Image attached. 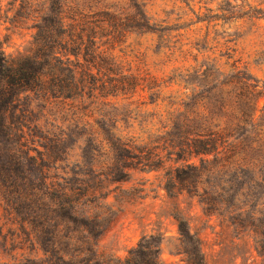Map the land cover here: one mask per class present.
Wrapping results in <instances>:
<instances>
[{
	"label": "rangeland",
	"instance_id": "374dc122",
	"mask_svg": "<svg viewBox=\"0 0 264 264\" xmlns=\"http://www.w3.org/2000/svg\"><path fill=\"white\" fill-rule=\"evenodd\" d=\"M60 8L68 19L82 10L103 14L89 32L93 49L110 48V52L125 58V63L120 67L110 55L101 53L93 57V71L130 73L131 64L136 71L131 74L147 73L152 78L144 89L138 86L142 101L138 111L132 104L128 108L130 99L121 106L135 122L144 121L145 136L151 144L159 137L156 133H161L156 130L163 128H168V144L188 132H198L202 126L215 129L225 118L221 104L229 98L226 90L232 91V84L222 83L231 68H235L237 80L253 88V93L236 102L243 106L255 100V116L263 113L264 0H0L1 48L9 55L32 51L37 27L53 23L52 18L44 20L42 14L52 17ZM39 101L32 103L38 105ZM207 106L212 108L209 112ZM90 108L92 115L86 128L79 129L78 144L67 141V160H57L50 171L65 175L75 169L76 183L69 179L66 184L79 185L80 193L85 186L93 190L96 183L103 190L117 186L106 198L113 209L108 215L103 203L80 204L94 228L103 226L93 249L105 264L126 258L142 235L151 233L154 236L148 241L152 246L160 242L163 264H193L178 233L177 216L181 214L200 237L205 264H264V191L257 197V204L255 190L250 188L234 202L220 203L221 213L204 208L193 191L169 193L165 189L166 169L182 161L170 152L164 153L165 159L156 169L126 167L125 175L113 180L111 153L105 147L93 149L89 140L93 138V103ZM171 109L180 110L175 114L178 121L164 127ZM36 115L42 122L53 118L40 110ZM245 129L225 135L240 137L241 133L247 138ZM87 135L90 142L81 149ZM57 149L58 155L64 156V146ZM200 156L204 155H187V161L198 163ZM102 178L106 180L102 182ZM25 238L18 221L0 218V264H34L33 258L43 256Z\"/></svg>",
	"mask_w": 264,
	"mask_h": 264
},
{
	"label": "trees",
	"instance_id": "16d2710c",
	"mask_svg": "<svg viewBox=\"0 0 264 264\" xmlns=\"http://www.w3.org/2000/svg\"><path fill=\"white\" fill-rule=\"evenodd\" d=\"M100 15L103 14L82 10L68 19L62 8L56 9L52 17L43 13L42 18H52L53 23L37 27L32 51L9 55L0 46V218L18 221L22 236L41 250L39 261L27 257L34 264H105L93 249L103 226L94 228L80 204L103 203L105 213L112 212L106 198L117 186L103 190L96 183L93 190L85 186L80 193L81 187L74 186L78 178L75 169L65 175L50 171L57 160H67V141L78 144L79 129L86 128L92 115L90 103L93 138L87 135L80 147L84 149L90 140L93 149L109 150L113 180L121 179L126 167L156 169L157 163L165 159L164 153L170 152L182 161L166 169L165 189L169 193L193 191L204 208L221 213L220 203L234 202L250 188L255 190L257 204V197L264 191V117L260 120L264 106L263 113L255 116V100L243 106L236 102L248 92L253 93V88L236 79L235 68L224 74L222 85L232 84V91L226 90L229 98L221 104L225 118L215 129L202 126L198 132H188L168 144V128H163L156 130L161 133H156L159 137L151 144L145 136L144 121L135 122L121 106L130 99L128 108L132 104L138 111L142 103L138 86L144 89L152 78L147 73L131 74L136 72L131 64L130 73L93 71V57L97 54L110 55L120 67L125 63V58L110 52V48L93 49L94 39L89 32ZM35 100H40L38 105L32 103ZM212 105L215 107L216 103ZM211 109L206 107L207 112ZM37 110L53 118L42 122ZM178 111H169L164 127L178 121ZM241 128L248 129L247 138L241 133L240 137L225 135ZM60 146H64V156L58 155ZM200 154L204 156L199 157L198 163L187 161V155ZM69 179L75 183L66 184ZM177 226L191 262L205 264L200 237L191 231L182 214L177 216ZM153 236L142 235L126 258L109 264H163L159 258L160 242L152 246L148 241Z\"/></svg>",
	"mask_w": 264,
	"mask_h": 264
}]
</instances>
